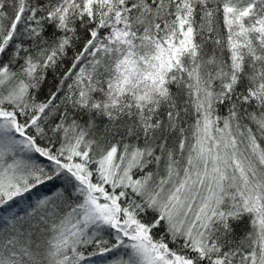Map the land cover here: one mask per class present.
Wrapping results in <instances>:
<instances>
[{
    "label": "snow or ice",
    "instance_id": "snow-or-ice-1",
    "mask_svg": "<svg viewBox=\"0 0 264 264\" xmlns=\"http://www.w3.org/2000/svg\"><path fill=\"white\" fill-rule=\"evenodd\" d=\"M0 264H264V0H0Z\"/></svg>",
    "mask_w": 264,
    "mask_h": 264
},
{
    "label": "trees",
    "instance_id": "trees-1",
    "mask_svg": "<svg viewBox=\"0 0 264 264\" xmlns=\"http://www.w3.org/2000/svg\"><path fill=\"white\" fill-rule=\"evenodd\" d=\"M52 80H53V76H52V74H49V78H48L49 82H48V84H46L44 86L43 90L40 93L41 99H43L45 97V95L47 94L48 88H49ZM41 162H43V161H41ZM56 186L57 187L61 186V182L57 181ZM54 190H55V188H52L51 186H49V187L39 189L38 192L40 195H44V194H50V191H54ZM246 224H247V221H245L244 225L238 226V228H237L238 233L241 232L242 229H245Z\"/></svg>",
    "mask_w": 264,
    "mask_h": 264
}]
</instances>
